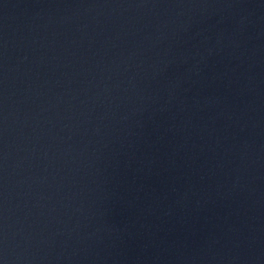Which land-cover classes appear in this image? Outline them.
<instances>
[{
	"label": "water",
	"instance_id": "obj_1",
	"mask_svg": "<svg viewBox=\"0 0 264 264\" xmlns=\"http://www.w3.org/2000/svg\"><path fill=\"white\" fill-rule=\"evenodd\" d=\"M0 264H264V0H0Z\"/></svg>",
	"mask_w": 264,
	"mask_h": 264
}]
</instances>
